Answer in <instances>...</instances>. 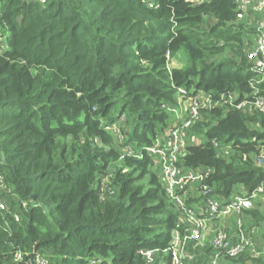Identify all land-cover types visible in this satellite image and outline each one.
Segmentation results:
<instances>
[{
    "label": "trees",
    "instance_id": "obj_1",
    "mask_svg": "<svg viewBox=\"0 0 264 264\" xmlns=\"http://www.w3.org/2000/svg\"><path fill=\"white\" fill-rule=\"evenodd\" d=\"M236 14V0H0V264H157L141 252L169 247L178 213L145 148L175 120L177 87L212 96L183 157L211 169L210 196L264 180V114L236 108L264 83ZM179 53L187 63L169 69ZM239 216L255 252L222 264H264V207ZM197 251L184 264H210L211 248Z\"/></svg>",
    "mask_w": 264,
    "mask_h": 264
},
{
    "label": "built area",
    "instance_id": "obj_2",
    "mask_svg": "<svg viewBox=\"0 0 264 264\" xmlns=\"http://www.w3.org/2000/svg\"><path fill=\"white\" fill-rule=\"evenodd\" d=\"M43 1V0H42ZM202 2L203 0H189ZM237 20L243 21L250 28H254L251 46L247 52L248 60L252 61V71L258 75L256 84L264 83V0H236ZM254 87V85H252ZM253 93V100H241L236 103L237 109L247 107L256 109L264 114V96ZM176 96L181 102L182 116L169 124L160 138L153 146L146 147V153L154 159L153 168L160 179L169 201L177 210V230L174 231L170 245L162 252L142 251L147 263L154 262L161 253L157 264H166L163 257L168 254L171 264H184L196 255L197 250L209 246L213 252L210 264H222L223 257H239L246 251L254 254L252 245L258 230L256 227H247L239 216L243 209L264 207V180L252 191L243 187L226 199L210 196L211 188L203 184L204 179L211 172L210 168L189 169L183 164L186 147L189 144H199L195 135H190L189 128L200 118V109L212 106V96L204 91H188L184 87L176 88ZM120 126V128H116ZM114 136L120 137L121 125L117 122L106 128ZM190 140H188V138ZM215 147L226 154L229 146L213 142ZM124 150V149H123ZM125 152L132 153V148ZM256 166L264 169V148L254 157ZM5 188L3 177L0 174V196ZM260 206V207H259ZM0 201V210H5ZM14 220L19 221L17 214ZM252 241V242H251ZM195 245L193 251L187 249L188 245ZM264 249V243L262 246ZM17 258H21L17 254ZM34 264H51L41 255H36Z\"/></svg>",
    "mask_w": 264,
    "mask_h": 264
},
{
    "label": "rangeland",
    "instance_id": "obj_3",
    "mask_svg": "<svg viewBox=\"0 0 264 264\" xmlns=\"http://www.w3.org/2000/svg\"><path fill=\"white\" fill-rule=\"evenodd\" d=\"M5 48V42H4V40L2 39V38H0V51L1 50H3ZM175 58H176V60H177V62L179 63V66H184L187 62H186V59L183 57V55H182V53H179V54H177V56L176 57H173V58H169L168 59V65H167V67L169 68V69H171V63H172V60H175ZM176 107H174V108H172V110H173V112H174V115H175V119L176 120H178V119H180L181 118V116H182V109H181V102H180V104H179V101H178V98H177V96H176ZM116 128H120V126H118V127H116ZM117 130V129H116ZM116 130L112 127V130H111V132H116ZM117 138V140H119L120 139V137H116ZM200 142H201V140H200ZM110 176H108V177H106V178H104L103 180H102V184H106V183H108L109 181H110ZM0 201L5 205V207H6V204H5V198H3V199H0ZM193 247H195V245H188L187 246V249H189V251L190 252H192L193 251ZM202 253V250L198 253V254H201ZM165 256H167L168 254L167 253H165L164 254Z\"/></svg>",
    "mask_w": 264,
    "mask_h": 264
},
{
    "label": "crops",
    "instance_id": "obj_4",
    "mask_svg": "<svg viewBox=\"0 0 264 264\" xmlns=\"http://www.w3.org/2000/svg\"><path fill=\"white\" fill-rule=\"evenodd\" d=\"M176 67H181L179 66V63L177 62L176 58L175 60H172V63H171V69L172 68H176ZM191 137L188 138V140H190ZM199 138V137H198Z\"/></svg>",
    "mask_w": 264,
    "mask_h": 264
}]
</instances>
